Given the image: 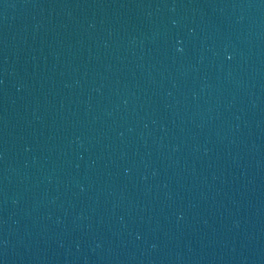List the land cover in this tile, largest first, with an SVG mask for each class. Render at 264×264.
Segmentation results:
<instances>
[{
	"label": "water",
	"instance_id": "95a60500",
	"mask_svg": "<svg viewBox=\"0 0 264 264\" xmlns=\"http://www.w3.org/2000/svg\"><path fill=\"white\" fill-rule=\"evenodd\" d=\"M0 264H264V0H0Z\"/></svg>",
	"mask_w": 264,
	"mask_h": 264
}]
</instances>
